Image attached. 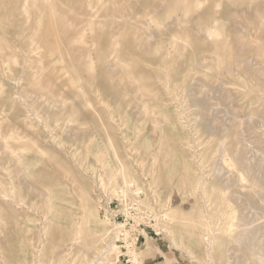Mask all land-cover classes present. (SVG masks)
I'll return each mask as SVG.
<instances>
[{
  "label": "rangeland",
  "instance_id": "rangeland-1",
  "mask_svg": "<svg viewBox=\"0 0 264 264\" xmlns=\"http://www.w3.org/2000/svg\"><path fill=\"white\" fill-rule=\"evenodd\" d=\"M98 1L0 0V264L82 262L72 238L86 212L107 247L105 198L130 182L161 230L133 250L138 264H257L264 0ZM58 208L71 224L58 225Z\"/></svg>",
  "mask_w": 264,
  "mask_h": 264
},
{
  "label": "bare ground",
  "instance_id": "bare-ground-1",
  "mask_svg": "<svg viewBox=\"0 0 264 264\" xmlns=\"http://www.w3.org/2000/svg\"><path fill=\"white\" fill-rule=\"evenodd\" d=\"M50 1V0H49ZM101 1V0H100ZM100 1H98V2H100ZM105 1V0H104ZM107 1V0H106ZM105 1V2H106ZM109 1V0H108ZM108 1H107V3L105 4V5H107L108 4ZM177 1V0H176ZM223 1V0H222ZM154 2H155V0H154ZM153 2V3H154ZM178 2H180V1H178ZM184 2H186V0L184 1ZM196 3H197V5H200V3H201V0H196L195 1ZM72 3V2H71ZM111 4H112V2H111ZM219 4V3H218ZM89 5V4H88ZM183 5V4H182ZM192 5V4H191ZM165 6V5H164ZM196 6V5H195ZM202 6V5H201ZM70 7V6H69ZM185 8V7H184ZM187 8V7H186ZM194 8V7H193ZM71 9V8H70ZM163 9H165V8H163ZM179 9V8H178ZM189 9V8H188ZM147 10V9H146ZM72 11V10H71ZM71 11H70V13H71ZM149 11V10H148ZM188 11V10H187ZM66 12V11H65ZM186 12V11H185ZM194 12V11H193ZM52 13V12H51ZM68 13H69V11H68ZM69 13V14H70ZM73 13H74V11H73ZM74 15V14H73ZM175 15V14H174ZM173 15V16H174ZM193 16V15H192ZM195 16V15H194ZM55 17V16H54ZM58 17H61V16H58ZM76 17V16H75ZM67 18V17H66ZM179 18V17H178ZM185 18H187V17H185ZM58 19V18H57ZM62 19V18H61ZM60 19V20H61ZM76 19V18H75ZM74 19V20H75ZM78 19L79 18H77V21H78ZM81 19V18H80ZM63 21V20H62ZM61 21V22H62ZM68 21V20H67ZM191 21V20H190ZM59 22V21H58ZM66 22V21H65ZM64 22V23H65ZM76 22V21H75ZM85 22V20L83 21V23ZM168 22V21H167ZM202 22V21H201ZM214 22V21H213ZM51 23V22H50ZM55 23V22H54ZM63 23V22H62ZM67 23H69V22H67ZM218 23H219V21H218ZM6 24V23H5ZM57 24V23H56ZM66 24V23H65ZM189 24H191V23H189ZM215 24V23H214ZM67 25V27H68V24H66ZM66 25H64L63 24V26L65 27ZM71 25V24H70ZM76 25V24H75ZM79 25V24H78ZM77 25V26H78ZM51 26V25H50ZM53 26V25H52ZM55 26V25H54ZM58 26V24L56 25V27ZM88 26V25H87ZM170 26V25H169ZM172 26V25H171ZM219 26V25H218ZM73 27V26H72ZM76 27V26H75ZM178 27V26H177ZM180 27V26H179ZM187 27V26H186ZM63 28V27H62ZM69 28L70 27H68V30H69ZM87 28V27H86ZM175 28V27H174ZM214 28V27H213ZM217 28V27H216ZM50 28L48 27V30H49ZM59 29V28H58ZM64 29V28H63ZM67 29V28H66ZM65 29V30H66ZM74 29V28H73ZM190 29V28H189ZM51 30V29H50ZM60 30H61V26H60ZM67 30V31H68ZM92 30V29H91ZM64 31V30H63ZM67 31H65V34H67ZM78 31V30H77ZM80 31V30H79ZM178 31V30H177ZM72 32V31H71ZM71 32H69L68 34H69V36H70V33ZM74 32V31H73ZM88 32V31H87ZM146 32V31H145ZM202 32V31H201ZM201 32H200V34H201ZM213 32V31H212ZM212 32H211V34H212ZM41 33V32H40ZM39 33V34H40ZM45 33V32H44ZM47 33V32H46ZM49 33V32H48ZM61 33H63L62 31H61ZM77 33H79V32H77ZM77 33H73L74 34V36H75V34H77ZM84 33V32H83ZM85 33H86V31H85ZM152 33V32H151ZM219 33V32H218ZM52 34V33H51ZM57 34L59 35V32H57ZM57 34H56V36H57ZM64 34V33H63ZM63 34H60V36L61 35H63ZM150 34V33H149ZM155 34V33H154ZM225 34V33H224ZM52 35H55V34H52ZM51 35V36H52ZM199 35V34H198ZM213 35H216V34H213ZM220 35V34H219ZM50 36V37H51ZM172 36V35H171ZM222 36V35H221ZM66 37H67V35H66ZM72 37V36H71ZM83 37H85L84 36V34H83ZM179 37V36H178ZM177 37V38H178ZM186 37V36H185ZM202 37V36H201ZM31 38V37H30ZM55 38V37H54ZM74 38V37H73ZM72 38V39H73ZM176 38V37H175ZM174 38V39H175ZM176 38V39H177ZM42 39H43V37H42ZM62 40L63 39H65V38H61ZM151 39V38H150ZM179 39V38H178ZM187 39H188V37H187ZM210 39V38H209ZM40 39H38L37 41H39ZM55 40V39H54ZM60 40V39H59ZM68 40V39H67ZM224 40H225V38H224ZM56 41V40H55ZM63 41H65V40H63ZM140 41V40H139ZM149 41V40H148ZM179 41V40H178ZM185 41V40H184ZM210 41V40H209ZM213 41H214V39H213ZM215 41H217V40H215ZM226 41V40H225ZM69 42V41H68ZM72 42V41H71ZM74 42V41H73ZM79 42V41H78ZM112 42H114V44H115V40H113ZM219 43L218 44H221L222 43V39H221V42L220 41H218ZM37 43H39V42H37ZM70 43V42H69ZM141 43V42H140ZM146 43V42H145ZM185 43H187V42H185ZM189 43V42H188ZM187 43V44H188ZM64 44V43H63ZM113 44V43H112ZM184 45V44H183ZM214 45H215V43H214ZM38 46V45H37ZM68 46H69V44H68ZM68 46H66V47H68ZM115 46V45H114ZM140 46V45H139ZM212 46V45H211ZM216 46V45H215ZM220 46H222V48L223 47H225V49H226V46L223 44V45H220ZM33 47V46H32ZM74 47V46H73ZM72 47V48H73ZM40 48V47H39ZM69 48V47H68ZM75 48H77V47H75ZM114 48V47H113ZM159 48V47H158ZM71 49V48H70ZM115 49L116 48H114V50L113 51H115ZM171 50H172V48H170ZM214 49H217V48H214ZM38 50V49H37ZM36 50V51H37ZM40 50V49H39ZM38 50V51H39ZM44 50V49H43ZM69 50V49H68ZM72 50V49H71ZM76 50V49H75ZM78 50V49H77ZM76 50V51H77ZM169 50V49H168ZM220 50V49H219ZM227 50V49H226ZM34 51V50H33ZM42 51V50H41ZM153 51V50H152ZM214 51V50H213ZM212 51V52H213ZM222 51H224V48L221 50V52ZM231 51H232V49H231ZM40 52V51H39ZM175 52V51H174ZM34 53V52H33ZM45 53V52H44ZM72 53V52H71ZM172 53H173V51H172ZM181 53V52H180ZM223 53V52H222ZM34 54H36V53H34ZM33 54V55H34ZM43 54V53H42ZM209 54V53H208ZM73 55V54H72ZM71 54H70V56H72ZM179 55V54H178ZM182 55V54H181ZM223 55V54H222ZM45 56V55H44ZM43 56V57H44ZM79 56H80V54H79ZM168 56V55H167ZM195 56V55H194ZM224 56V55H223ZM31 57V56H30ZM35 57V56H34ZM73 57V56H72ZM45 58V57H44ZM182 58V57H181ZM225 58V57H224ZM38 59V58H37ZM40 59H41V57H40ZM43 59V58H42ZM228 59V58H227ZM39 60V59H38ZM75 60V59H74ZM167 60V59H166ZM222 60V59H221ZM46 61V60H45ZM44 61V62H45ZM201 61V60H200ZM219 61H220V59H219ZM228 62L230 61V60H227ZM40 62H41V60H40ZM71 62H72V60H71ZM73 62H75V61H73ZM164 62V61H163ZM202 62V61H201ZM222 62H224V61H222ZM37 63H39V62H37ZM47 63V62H46ZM167 63V62H166ZM48 64H49V62H48ZM202 64V63H201ZM221 64V63H220ZM223 64V63H222ZM40 65V64H39ZM39 65H37V66H39ZM43 65V67H44V63L42 64ZM45 66H46V64H45ZM52 66V65H51ZM219 66V65H218ZM227 66V65H226ZM73 67V66H72ZM106 67V66H105ZM220 67V66H219ZM222 67V66H221ZM38 68V67H37ZM40 68V67H39ZM38 68V69H39ZM87 68H88V66H87ZM182 67H180V69H181ZM205 68V67H204ZM218 68V67H217ZM92 69V68H91ZM110 69V68H109ZM216 69V68H215ZM46 70H48V68L46 69ZM88 70V69H87ZM199 70V69H198ZM41 71H43L42 69H41ZM53 71H54V69H53ZM203 71V70H202ZM210 71V70H209ZM217 71V70H216ZM10 72V71H9ZM88 72H90V71H88ZM215 72V71H214ZM227 72V71H226ZM175 73V72H174ZM207 73V72H206ZM210 74H211V72H209ZM43 74V73H42ZM217 74H219V73H217ZM204 75V74H203ZM130 77V76H129ZM185 79V78H184ZM113 80H115V79H113ZM57 82V81H56ZM123 81H121V83H122ZM112 83V82H111ZM224 83V82H223ZM55 84V83H54ZM235 84V83H234ZM113 85V84H112ZM215 86V85H214ZM115 87V86H114ZM237 88V87H236ZM49 89H51V87H49ZM225 90V89H224ZM53 91V90H52ZM51 91V92H52ZM51 94V93H50ZM53 95V94H52ZM55 95V94H54ZM57 96V95H56ZM118 96V95H117ZM158 96V95H157ZM85 97V96H84ZM118 98V97H117ZM65 99V98H64ZM66 100V99H65ZM66 102V101H65ZM72 101H70V103H71ZM87 102V101H86ZM68 103V102H67ZM73 103V102H72ZM66 104V103H65ZM64 105V104H63ZM62 108H65V105H64V107H62ZM85 108H87V107H85ZM216 108V107H215ZM183 110V109H182ZM75 114V113H74ZM72 115H71V113H70V117H71ZM74 116H76V115H74ZM228 117V116H227ZM181 118V117H180ZM183 119V118H182ZM4 122H5V120H4ZM225 122V121H224ZM3 134V133H2ZM16 135V134H15ZM0 136H1V134H0ZM14 137V136H13ZM28 138V137H27ZM21 141H23L22 139H21ZM110 141V140H109ZM27 142H29V140L27 139ZM22 143V142H21ZM35 143V142H34ZM33 143V144H34ZM37 143V142H36ZM35 143V144H36ZM26 144V143H25ZM32 144V143H31ZM37 145V144H36ZM194 145V144H193ZM33 146V145H32ZM7 147V146H6ZM25 146H23V148H24ZM34 147V146H33ZM9 148V147H8ZM10 148H12V147H10ZM32 148V147H31ZM33 149V148H32ZM221 149V148H220ZM244 149V148H243ZM223 150V149H222ZM9 151H10V149H9ZM32 151V150H31ZM43 151V150H42ZM114 151V150H113ZM174 151H177V149L176 148H172V152H174ZM239 152V151H238ZM16 153V152H15ZM19 153V152H18ZM25 153V152H24ZM116 153V152H115ZM27 154V153H26ZM41 155V154H40ZM99 155H100V153H99ZM42 156V155H41ZM102 156V155H101ZM115 157H117V156H115ZM100 158V157H99ZM19 159V158H18ZM244 159V158H243ZM14 160V159H13ZM123 160V159H122ZM260 161V160H259ZM15 162V161H14ZM224 162H226V161H224ZM228 162V161H227ZM120 163V162H119ZM123 163V162H122ZM199 164V163H198ZM20 165H22V164H20ZM60 165V164H59ZM220 165V164H219ZM196 166V165H195ZM223 166H227V165H223ZM22 167V166H21ZM121 167H122V164H121ZM242 167H244V166H242ZM123 168V167H122ZM218 168H220V167H218ZM235 168V167H234ZM248 168H249V166H248ZM203 169V168H202ZM232 169H233V167H232ZM124 170V168L123 169H121L120 171H123ZM231 170V169H230ZM184 171V170H183ZM249 171H251L250 169H249ZM109 172V171H108ZM249 173V172H248ZM218 175V174H217ZM240 175V174H239ZM247 175V174H246ZM232 176V175H231ZM237 176V175H236ZM240 176H242V175H240ZM240 176H239V178H240ZM9 177V176H8ZM233 177V179H234V176H232ZM237 177H235V179H236ZM243 178V177H242ZM232 179V178H231ZM232 179V180H233ZM241 179V178H240ZM202 180H204V179H202ZM15 181V180H14ZM23 181V180H22ZM195 182H194V180H192V185H191V188L193 187L194 188V184ZM233 183V182H232ZM253 183V182H252ZM206 184V183H205ZM251 184V183H250ZM215 185V184H214ZM253 185V184H252ZM199 186V185H198ZM241 186H242V184H241ZM1 187V186H0ZM202 187V186H201ZM236 187V186H235ZM246 187V186H245ZM200 188V187H199ZM217 188V187H216ZM195 189H196V187H195ZM194 189V190H195ZM202 189V188H201ZM12 190H13V188H12ZM11 191V190H10ZM9 191V192H10ZM38 191V190H37ZM192 191H193V189H192ZM197 191V190H196ZM206 191V190H205ZM13 192V191H12ZM15 192V191H14ZM39 192H41V191H39ZM202 193H203V191H201ZM214 192V191H213ZM2 193H4V192H2ZM34 193V192H33ZM37 193V192H36ZM50 193V192H49ZM48 193V198H50L51 199V196H50V194ZM185 193V192H184ZM208 193V192H207ZM212 193V192H211ZM211 193H208V194H210V196H211ZM9 194V193H8ZM15 194V193H14ZM13 194V195H14ZM197 194H198V192H197ZM7 195V194H6ZM68 195V194H67ZM204 195H205V192H204ZM219 195V194H218ZM2 196V195H1ZM12 196V195H11ZM15 196V195H14ZM50 196V197H49ZM89 196H91V195H89ZM215 196H216V194H215ZM4 197V196H3ZM73 197V196H72ZM221 197H223V196H221ZM44 198V197H43ZM65 198V197H64ZM195 198V197H194ZM211 198V197H210ZM218 198V197H217ZM40 199V198H39ZM50 199H48V200H50ZM14 200V199H13ZM45 200V199H44ZM73 201V200H72ZM48 203H49V201H47ZM72 203H74V202H72ZM50 204V203H49ZM41 206V205H40ZM48 206H50V205H48ZM209 206V205H208ZM220 206H221V204H220ZM37 208V207H36ZM217 208V207H216ZM219 208V207H218ZM49 209V211H50V208H48ZM206 209V208H205ZM55 210V209H54ZM215 210V209H214ZM221 210H222V208H221ZM231 210V209H230ZM14 212V211H13ZM232 212H234V211H232ZM225 213V212H224ZM18 214V213H17ZM207 214V213H206ZM209 214V213H208ZM211 214V213H210ZM226 214V213H225ZM235 214V213H234ZM221 215V214H220ZM209 216V215H208ZM233 216V214H231V217ZM55 217H57V218H59L60 220H58V222H59V226L61 227L62 225H67V224H71L72 223V216H71V214H70V211H64L63 209H60V208H58L57 209V213H56V216ZM210 217V216H209ZM211 218V217H210ZM203 219V218H202ZM7 220H10V218H8ZM13 220V219H12ZM230 220V219H229ZM98 221V220H97ZM97 221L95 220V219H92V217H90L89 215H87V212L86 213H84L83 214V218L81 219V220H79L78 222H77V224L75 225L76 226V230H75V235H74V237L72 238V242H73V245H77V246H79V251L78 252H80V253H82L83 254V261L82 262H79L80 264H117V262H118V259H119V257H120V254H119V249H121L120 247H119V245L116 243V241L117 240H112L111 242L113 243H111V244H109L107 247H105V248H103V249H100L99 247H98V240L99 239H101L100 237H103L104 238V240L106 239V237L107 236H105V234L103 233V231H100V229H99V227H98V225H97ZM204 221H206V220H204ZM208 221H210V220H208ZM228 222V221H227ZM232 222V221H231ZM230 222V223H231ZM244 221H242V223H243ZM94 223H96L95 225H94ZM233 223V222H232ZM195 224V223H194ZM211 224H213V223H211ZM244 224V223H243ZM242 224V225H243ZM9 225V224H8ZM13 225V224H12ZM16 225V224H15ZM18 225V224H17ZM223 225V224H222ZM232 225V224H231ZM241 224H237V225H235V226H240ZM215 226V225H214ZM225 226H226V224H225ZM225 226H222V227H224V228H226ZM234 226V228L233 229H236V230H234L235 232H237L238 230H237V227H235ZM251 226V225H250ZM36 227V226H35ZM207 227V226H206ZM233 227V226H232ZM252 227H253V225H252ZM47 228H50V225H48V227ZM217 228H219V227H217ZM224 228H223V230H224ZM249 228V230H253V232H254V230H255V232H256V227L254 226L253 228L254 229H251L250 227H247V229ZM208 229V228H207ZM221 229V228H220ZM242 229H246V227H243V228H241L240 230H242ZM246 229V230H247ZM262 230L261 231H263V228H261ZM240 230L238 231L239 232V234H240ZM244 230H242V232L244 231ZM248 230V231H249ZM67 231V230H66ZM226 231V230H225ZM230 232H231V230H229ZM229 231H227V232H229ZM234 231H232L233 233H234ZM207 232V231H206ZM209 232V231H208ZM207 232V233H208ZM221 232V231H220ZM238 232L237 233H235V234H238ZM250 232V231H249ZM253 232H252V235H253ZM47 233V232H46ZM63 233V232H62ZM69 233V232H68ZM101 233H103V235L101 234ZM206 233V236H207V241L208 242H210V244H211V246L210 247H212V243H213V239H211L210 238V235L209 234H207ZM217 233V232H216ZM224 233H226V232H224ZM232 233V234H233ZM244 233H248V232H246V231H244ZM99 234H101V236H99ZM212 234V233H211ZM215 233H213V235H214ZM223 234V233H222ZM245 234V235H246ZM251 234V233H250ZM247 235L246 237H247V239H248V237L249 236H251V235ZM70 235V234H69ZM72 235V234H71ZM110 233L108 234V236L110 237ZM218 235V234H217ZM220 235V234H219ZM226 236H227V234H225ZM234 235V234H233ZM232 235V236H233ZM242 235V234H241ZM244 235V236H245ZM68 236V235H67ZM203 236V235H202ZM225 236V237H226ZM262 236V235H261ZM264 236V235H263ZM69 237V236H68ZM217 237V236H216ZM243 237V236H242ZM241 237V239H240V241H243L242 238ZM246 237H245V239H246ZM214 238V237H213ZM227 238V237H226ZM250 238V237H249ZM206 239V238H205ZM258 239V238H257ZM229 240H230V237H229ZM236 240V239H235ZM203 241V240H202ZM231 241V240H230ZM239 241V242H240ZM247 241V240H246ZM245 241V242H246ZM261 241V240H260ZM204 242V241H203ZM206 242V241H205ZM217 242V241H216ZM229 242V241H228ZM262 242V244L261 245H263V242H264V240H262L261 241ZM261 242H259V243H261ZM235 243V242H234ZM248 243V242H247ZM255 243H257L256 241H255ZM258 243V244H259ZM217 244V243H216ZM240 244V243H239ZM257 244V245H258ZM207 245H208V243H207ZM215 245V244H214ZM224 245V244H223ZM261 245H258V246H261ZM179 246V245H178ZM254 247V246H253ZM185 248V247H184ZM258 248V247H257ZM262 248V247H261ZM20 251H21V256L23 257V259L24 260H26L27 259V249H26V247H25V244L24 243H22L21 244V246H20ZM76 249V248H75ZM254 249V248H253ZM182 250V249H181ZM255 250V249H254ZM258 250L259 249H257V251H256V253L258 252ZM261 251L262 250H264L263 248L262 249H260ZM75 251V254H76V250H74ZM260 251V252H261ZM4 252H6V250L4 251ZM94 252V254L92 255V257L90 258V253H93ZM188 252H190V251H188ZM259 252V253H260ZM66 253H68V252H66ZM191 253V252H190ZM231 253V252H230ZM262 253H263V251H262ZM129 254H130V259H131V261H132V263H134V264H138V257H137V252L136 251H133V250H131V251H129ZM207 254V253H206ZM253 254H254V252H253ZM261 254V253H260ZM191 256H192V254H190ZM230 255V254H229ZM256 255V254H255ZM258 255V254H257ZM263 255V254H262ZM77 256H78V254H77ZM210 256V255H209ZM220 256H222L221 254H220ZM224 256V255H223ZM258 256H260V255H258ZM81 257V256H80ZM79 257V258H80ZM227 257V256H226ZM256 257V256H255ZM70 258H71V256H70ZM75 258V257H74ZM192 258H194V257H192ZM220 258V257H219ZM223 257H221L220 258V260L222 259ZM259 258V257H258ZM195 259V258H194ZM209 259V258H208ZM217 259V258H216ZM229 259V258H228ZM57 260H59V259H57ZM76 260L77 259H74V260H72V261H70L71 263L70 264H79V263H76ZM107 260V261H106ZM210 260L212 261V259L210 258ZM219 260V259H218ZM35 261V260H34ZM60 261V260H59ZM69 261V260H68ZM209 261V260H208ZM240 261V260H239ZM258 261V260H257ZM58 262V261H57ZM214 262V261H213ZM235 262V261H234ZM242 262V261H241ZM68 264H69V262H67ZM196 263H198V262H196ZM211 263V262H210ZM227 263H229L230 264V262H227ZM257 263V262H256ZM4 264V263H3ZM204 264V263H203ZM236 264H237V262H236ZM242 264V263H241ZM247 264V263H246ZM255 264V263H254ZM257 264H264V255L263 256H261L260 257V260H259V262L257 263Z\"/></svg>",
  "mask_w": 264,
  "mask_h": 264
},
{
  "label": "built area",
  "instance_id": "built-area-1",
  "mask_svg": "<svg viewBox=\"0 0 264 264\" xmlns=\"http://www.w3.org/2000/svg\"><path fill=\"white\" fill-rule=\"evenodd\" d=\"M144 188L135 182L127 183L114 196L105 198L110 216L113 240L123 251L120 258L125 264H133L129 251L141 245L147 235L159 236L155 231V215L143 206Z\"/></svg>",
  "mask_w": 264,
  "mask_h": 264
}]
</instances>
